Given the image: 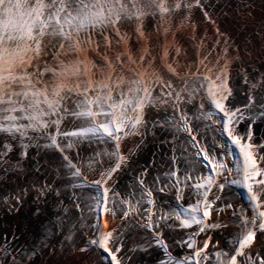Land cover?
Segmentation results:
<instances>
[{
    "label": "snow or ice",
    "instance_id": "obj_1",
    "mask_svg": "<svg viewBox=\"0 0 264 264\" xmlns=\"http://www.w3.org/2000/svg\"><path fill=\"white\" fill-rule=\"evenodd\" d=\"M0 264H264V0H0Z\"/></svg>",
    "mask_w": 264,
    "mask_h": 264
}]
</instances>
